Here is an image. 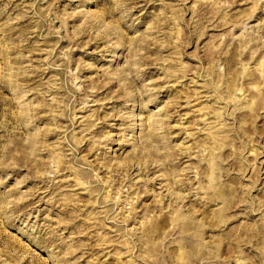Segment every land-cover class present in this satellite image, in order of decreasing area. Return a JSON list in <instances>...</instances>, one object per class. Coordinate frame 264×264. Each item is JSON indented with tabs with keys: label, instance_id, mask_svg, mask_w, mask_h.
<instances>
[{
	"label": "rangeland",
	"instance_id": "374dc122",
	"mask_svg": "<svg viewBox=\"0 0 264 264\" xmlns=\"http://www.w3.org/2000/svg\"><path fill=\"white\" fill-rule=\"evenodd\" d=\"M0 264H264V0H0Z\"/></svg>",
	"mask_w": 264,
	"mask_h": 264
}]
</instances>
